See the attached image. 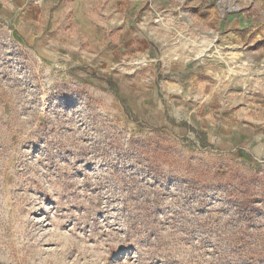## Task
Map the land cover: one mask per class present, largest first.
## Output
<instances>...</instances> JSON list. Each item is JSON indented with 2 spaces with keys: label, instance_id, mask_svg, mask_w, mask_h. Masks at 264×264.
I'll list each match as a JSON object with an SVG mask.
<instances>
[{
  "label": "rangeland",
  "instance_id": "obj_1",
  "mask_svg": "<svg viewBox=\"0 0 264 264\" xmlns=\"http://www.w3.org/2000/svg\"><path fill=\"white\" fill-rule=\"evenodd\" d=\"M30 1L0 22V264H264V0Z\"/></svg>",
  "mask_w": 264,
  "mask_h": 264
},
{
  "label": "crops",
  "instance_id": "obj_2",
  "mask_svg": "<svg viewBox=\"0 0 264 264\" xmlns=\"http://www.w3.org/2000/svg\"><path fill=\"white\" fill-rule=\"evenodd\" d=\"M28 5H33V3H31L30 0H0V22L1 21L13 22V23L18 22V25H20L21 19L17 15L19 12H21L23 9H25ZM253 24H254L253 21H248L247 19H245V22L243 23V25L247 29L250 26H253ZM250 44L251 45L255 44L259 47V49L261 51L260 54L262 55V57L260 59L264 61V39L261 42L257 41V43H250ZM263 75H264V73H263ZM248 107H249V105H248ZM249 110H251L255 114L254 119H251V122L253 124H258V123L263 124L264 123V103L259 104L258 106H254V103H253L251 109H249ZM252 128H254V127H252ZM237 132L238 131H236L235 129H231L228 133H229V135L232 134L231 137L234 140H236L237 137L239 139L240 136L245 133V131L240 130V133H238L239 135L237 134V136H236ZM250 139H253L252 142L254 143L253 145H255L254 148L257 149L258 146H261L262 141H264V133L254 135V137H250Z\"/></svg>",
  "mask_w": 264,
  "mask_h": 264
}]
</instances>
